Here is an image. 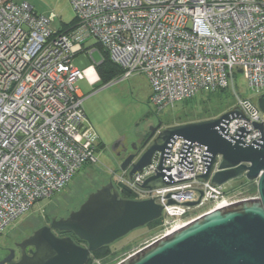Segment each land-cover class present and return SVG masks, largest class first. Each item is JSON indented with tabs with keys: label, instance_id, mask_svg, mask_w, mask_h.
<instances>
[{
	"label": "built area",
	"instance_id": "1",
	"mask_svg": "<svg viewBox=\"0 0 264 264\" xmlns=\"http://www.w3.org/2000/svg\"><path fill=\"white\" fill-rule=\"evenodd\" d=\"M68 2L74 22L56 26L54 13H36L24 0H0V234L36 201L60 193L82 167L99 163L97 135L83 124V95L75 84L80 70L72 64L88 39L124 77L145 74L156 112L201 90L231 89L234 107L249 120L230 118L226 133L233 136L243 124L250 144L260 136L251 121L264 126L256 101L234 91L239 72L257 95L264 92V0ZM183 142L173 140L163 166H173L174 180L191 179L142 188L143 179L159 171V153L131 176L107 169L116 188L128 190L132 199L152 198L163 206L162 230L152 241L201 215L186 219L192 209L206 213L253 197L242 196L245 185L209 183L217 162L206 180L195 177L204 170L203 145L192 144L191 169L176 164ZM198 198L197 205H186Z\"/></svg>",
	"mask_w": 264,
	"mask_h": 264
},
{
	"label": "water",
	"instance_id": "2",
	"mask_svg": "<svg viewBox=\"0 0 264 264\" xmlns=\"http://www.w3.org/2000/svg\"><path fill=\"white\" fill-rule=\"evenodd\" d=\"M256 104L264 117V92L257 96ZM234 116L245 118L236 106L201 121L166 126H160L159 121L156 126L149 127L148 135L138 147L133 144L132 152L123 158L116 157L118 169L127 170L131 176L159 153L156 166L159 171L154 169L156 174L145 177L142 188L150 190L191 179L174 180L169 169L173 166H163V158L170 155L171 143L181 137L184 142L178 149L176 164L191 169L192 144L203 145L200 159H203L204 170L196 174V178L206 180L217 162L209 183L221 185L243 176L248 181H255L257 196L203 213L143 245L117 264H264V126L262 122L251 121L260 136L248 144L243 136L250 129L247 130L245 125H238L233 136L226 133L225 125ZM111 150H114L113 144ZM201 194L199 191V198ZM199 198L186 205H197ZM172 202L168 200V203ZM162 209L163 206L152 198L122 197L110 179L89 193L66 218L52 219L48 226L35 230L22 241L18 254L14 248L7 249L0 264H86L90 254L101 246L110 245L133 229L161 218ZM53 230L72 235L58 236Z\"/></svg>",
	"mask_w": 264,
	"mask_h": 264
},
{
	"label": "rangeland",
	"instance_id": "3",
	"mask_svg": "<svg viewBox=\"0 0 264 264\" xmlns=\"http://www.w3.org/2000/svg\"><path fill=\"white\" fill-rule=\"evenodd\" d=\"M24 1L30 4L36 13H54L56 26L68 25L73 19V11L68 0ZM92 41L88 39L86 44ZM100 60L96 50L91 54L89 50H83L72 58V64L80 70L75 84L83 95L82 107L85 114L83 124L91 126L92 131L97 135L96 155L99 163L95 167L98 170H93L90 166L82 167L60 193L36 201L27 212L9 223L0 234V255L4 252L3 247L10 246L11 240L18 238L17 229L21 223L30 222L29 217L41 216L45 209L49 213L50 208L56 204L77 209L89 193L106 184L107 178H110L107 169H118V159L113 157L110 151V146L117 138L124 137L128 143H132L141 137L156 117L161 118L163 125L201 121L221 115L232 109L236 102L231 89L213 93L210 97L208 90H202L185 102H175L172 108L156 112L149 100L151 89L144 73L134 72L129 77L113 76L111 80L104 83L107 76L111 74L112 67L109 63H105L104 70L101 68L103 74L96 69V64ZM234 91L240 98H250L253 101H256L258 96L239 72L234 75ZM94 183L99 185L95 186ZM225 185L227 187L245 185L242 196L255 197L256 195V192L253 193L251 190L255 183L246 180L243 176L229 180ZM84 190H88V193ZM68 199H72L73 202L66 205L64 202ZM206 210L203 207L192 209L186 219L202 214ZM162 225L161 220V223L154 228L142 226L133 229L124 237L111 243L109 255L99 260L98 264H117L127 255L151 242L162 230ZM93 264H97L96 261H93Z\"/></svg>",
	"mask_w": 264,
	"mask_h": 264
},
{
	"label": "flooded vegetation",
	"instance_id": "4",
	"mask_svg": "<svg viewBox=\"0 0 264 264\" xmlns=\"http://www.w3.org/2000/svg\"><path fill=\"white\" fill-rule=\"evenodd\" d=\"M159 121H161L160 126H166V125H163L161 118L156 117V120L153 123H151V125L149 127L156 126ZM149 127L147 130H145V132L141 135V137L138 140H135V142H132V143L129 142L128 143L124 137L117 138L115 140V142L113 143V148H114L113 151L111 150V146H110V151H111L112 156L115 158L116 157L123 158L128 153L132 152L131 146L133 144L137 147L140 145L141 141L148 135ZM90 167H92L93 170H98L97 167H95V165L90 166ZM110 179H111V176H110V178H107V181H109ZM94 184H95V186L99 185L97 183H94ZM85 189H87V188H85ZM84 192L88 193V190H84ZM72 202H73L72 199H68L64 203H66V205H67L69 203L71 204ZM72 210H75V209H69L68 207H63L60 204H56L50 208L49 213L45 209L43 214H41V216L29 217L30 222L21 223V226L19 227V229H17V235L16 236H18V238L12 239L10 242V246L3 247V250H4L3 254L9 248H14L16 254H18L19 248H20L19 246L22 243V241L24 239H26L28 236H30L31 234H33V232L35 230L39 229L42 226H48L50 224V222L52 221V219L59 220L61 218H66ZM53 232L58 236L66 235V232H62V231H58V230H53ZM26 249H28V247ZM3 254L0 255V258L2 257Z\"/></svg>",
	"mask_w": 264,
	"mask_h": 264
},
{
	"label": "trees",
	"instance_id": "5",
	"mask_svg": "<svg viewBox=\"0 0 264 264\" xmlns=\"http://www.w3.org/2000/svg\"><path fill=\"white\" fill-rule=\"evenodd\" d=\"M73 22H74V19H72L71 22L68 25L73 24ZM62 25L63 26H67L66 24H62ZM99 48H100L101 53H102V61L99 64H97L96 69H98L99 71H101L103 73L101 68L104 70L103 65L105 63H109L111 65V67H112L111 71H110L111 74L109 76H107L108 78L104 81V83H107L108 80H111L113 76L122 75L123 70L121 68H119L117 65H115L114 63H112L110 61L107 53L104 52L101 49L100 46H99ZM223 90H225V89H219V90H215V91H209L208 90V96L210 97L211 95H213V93L222 92ZM191 98L185 99L183 101L185 102V101H187V100H189ZM118 190H119L120 195L122 197H124V198H132V194L128 190L123 189V188L122 189H118ZM251 190H252L253 193H255L256 192V186H253V188ZM160 223H161V218L149 222L146 226L154 228V227L158 226ZM66 235H72V234L66 232ZM109 248H110V245H104V246H101L100 248H98L97 250H95L94 252H92L90 254V257H89V259H88L86 264H93V261H95V260H102L105 256L109 255V253H110V249Z\"/></svg>",
	"mask_w": 264,
	"mask_h": 264
},
{
	"label": "crops",
	"instance_id": "6",
	"mask_svg": "<svg viewBox=\"0 0 264 264\" xmlns=\"http://www.w3.org/2000/svg\"><path fill=\"white\" fill-rule=\"evenodd\" d=\"M87 41V40H86ZM86 41L83 43V49L84 50H89V53L91 54L93 51H98V53H99V56H100V58H101V60H100V62L102 61V53H101V50H100V48H99V46L97 45V43L95 42V41H92V42H90V43H88V44H86ZM86 46H85V45ZM77 54V53H76ZM75 54V55H76ZM74 55V56H75ZM99 62V63H100ZM98 63V64H99ZM97 65V64H96ZM73 66H75L74 64H73ZM76 67V66H75ZM77 68V67H76ZM84 110V109H83ZM112 170H114V169H112Z\"/></svg>",
	"mask_w": 264,
	"mask_h": 264
},
{
	"label": "bare ground",
	"instance_id": "7",
	"mask_svg": "<svg viewBox=\"0 0 264 264\" xmlns=\"http://www.w3.org/2000/svg\"><path fill=\"white\" fill-rule=\"evenodd\" d=\"M178 226H176L175 228H177Z\"/></svg>",
	"mask_w": 264,
	"mask_h": 264
}]
</instances>
